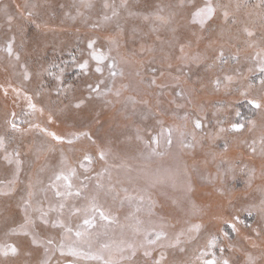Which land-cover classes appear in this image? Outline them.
<instances>
[{"label":"rangeland","instance_id":"obj_1","mask_svg":"<svg viewBox=\"0 0 264 264\" xmlns=\"http://www.w3.org/2000/svg\"><path fill=\"white\" fill-rule=\"evenodd\" d=\"M105 2L116 5L118 12L107 21L103 16H111V9L103 7ZM123 2L127 7H120L122 0H0V9L7 6L17 17L9 31L0 12V48L6 37L14 35V51L20 54L17 62L0 51V135L12 137L6 148L8 152L18 150L22 161L16 175L15 164H7L3 160L4 152L0 151V187L7 190L8 182L15 181L9 195H0V243H14L19 248L16 257L0 256V264H40L45 259L44 247L33 246L30 236L6 233L24 224L22 207L29 191L37 193L34 207L42 200L47 211L49 204L59 203L54 190L40 193L39 187L47 185L54 173L67 167L77 168L71 180L73 190L82 181L88 185L82 197L69 198L60 217L71 224L73 233L64 234L62 229L44 225L39 212H30L35 220L30 231L38 233L42 241L51 237L57 246L61 238L66 245L76 241V225L82 223L85 212L71 215L70 210L73 205L82 210L88 208L95 193L96 173L107 167L108 172L101 180L104 191L97 203L115 216L117 222L105 226L106 222L98 221L97 227L90 230V239L78 245L82 251L100 253L105 259L128 264L120 259L118 249L122 241L139 245L143 243V230L164 231L168 239L158 242L154 255L164 251L165 264H199L196 257L204 250L209 234L217 233L221 218L231 220L238 209L251 208V216L246 211L239 212L243 223L237 225L238 234L225 227L229 237L221 238V246L225 247L224 257L230 264H246L249 254L257 258V264H264V214L260 211L264 200V157L259 154L264 112L252 109L240 95L243 91L249 93V98L264 95L260 83L264 79L260 71V60L264 58V23L261 22L264 8L258 6L260 0H211L213 4L228 5L230 19L225 23L218 11L203 27L192 22V12L202 7L205 0ZM26 3L27 10L23 7ZM85 3L91 6L85 7ZM21 11L25 17H20ZM27 11H32L33 16L27 17ZM156 13L166 17L168 23L156 20ZM245 28L255 35L247 36ZM89 39H95L96 47L115 59L117 70L123 75L112 77L108 61L102 65V73L95 72L96 62L90 59L87 50ZM221 47L227 60L223 64L214 59ZM233 56L235 60L231 59ZM84 60L89 61L88 68L81 70L78 65ZM20 64L30 73L28 81L23 80ZM54 64L59 68H51ZM49 68L55 75L45 71ZM56 75H60L59 81ZM225 76H231L232 80H224ZM217 78L221 80L218 88ZM152 79L156 80V86L149 87ZM101 80L111 92L97 97L88 86L95 87ZM12 88H22L32 95L33 103L38 109L43 108V113L37 111L25 116L27 102L22 97L15 100ZM58 88L62 89L59 94ZM116 90L121 92L119 97L114 95ZM106 91L105 85H101V92ZM90 95L91 99H87ZM79 99L86 103L76 109L73 105ZM50 109L55 113L51 123ZM237 110L245 118L244 130L221 132V128L228 129L239 119L235 117ZM13 112L18 123L29 121L65 139L74 133L87 132L95 143L86 137L72 145L57 143L38 129L23 135L8 132L5 121ZM185 113L189 114L188 119H180ZM194 118H200L205 127L196 133L194 140L190 135L186 138L191 147L183 146L179 131H174L170 149L161 147L160 155H149L144 144L135 138L139 129L146 141L149 134L161 130L159 122L191 133ZM246 120L254 121L255 127ZM19 126L27 129L29 123ZM253 140L257 142L256 153L249 147ZM98 146L110 149L106 164L97 158ZM85 152L94 157L90 165L83 161ZM62 154L66 165L61 164ZM81 163L92 169L87 175L93 179L84 180L86 174L79 167ZM37 180L43 183L30 189L29 184L36 185ZM109 186H114L111 193L107 191ZM128 194L150 197L155 204V215H149L145 207L134 218H127L133 209L127 202L121 205L120 200ZM48 216L55 220L59 213L49 212ZM136 218L143 222L140 234L133 231ZM196 223L203 226L199 237L189 240L186 230ZM253 229L259 230L260 235ZM182 230L186 234L179 245L159 248V244L173 242ZM101 244L109 247L101 249ZM180 248L185 251L181 252ZM216 252L219 255L218 248ZM135 260L136 264H143L142 250ZM52 264L102 262L61 256L56 251Z\"/></svg>","mask_w":264,"mask_h":264},{"label":"snow or ice","instance_id":"obj_2","mask_svg":"<svg viewBox=\"0 0 264 264\" xmlns=\"http://www.w3.org/2000/svg\"><path fill=\"white\" fill-rule=\"evenodd\" d=\"M90 4L85 3V7H90ZM183 6V5H181ZM261 8H264V0H260V4L258 5ZM24 9H28L29 5L26 3L24 6ZM31 7H35V5H31ZM103 7L105 9H111V16L104 15L103 19L105 21L110 20L112 17H115L118 15L117 12V6L114 4H109L107 2L104 3ZM120 7H127L126 2H123L120 5ZM239 7V5H237ZM228 5L223 4H213L211 0H205V3L202 7H197L192 12V22L199 24L201 27H203L206 23L211 21L214 17H216L217 12L219 11L224 19V22L227 23L230 19V13L228 10ZM19 10V6H18ZM163 9H160V12H162ZM0 12L3 14V19L9 26V31H11V27L13 22L17 19L15 15L10 13L8 10V7L5 6L3 9H0ZM80 14L79 12L77 13ZM33 16L32 11H27V17ZM20 17H25V13L23 11L20 12ZM148 17H145L147 19ZM154 18L161 23H168V19L159 13L154 14ZM233 23H235V20H232ZM261 22L264 23V15L261 16ZM38 27V25H37ZM244 32L247 36L252 37L255 35V33L248 28L244 29ZM97 41L95 39H89L87 43V50L88 55L92 61L96 62L95 72L102 73L103 68L102 65L105 61H108V70L112 77H115L116 75H123L122 71L117 70L116 61L114 58H112L108 53L100 51L96 47ZM14 45H15V36L6 37L5 44L2 48H0V51H4L7 53L8 57L15 59V61H20V54L18 52L14 51ZM73 62L75 63V57L72 58ZM216 61L220 62L221 64L226 63L227 60L225 59V53L223 51V48L219 50L218 54L214 58ZM231 59L235 60L236 57L233 56ZM89 61L84 60L82 63H79L78 67L81 70H86L88 68ZM19 67L23 70L22 76L24 81H28L31 76L30 73L27 71V68L25 65L20 64ZM209 68L213 67V65H209ZM51 68H59V65H52ZM51 68L45 69L46 72H48L49 75H55ZM260 71L264 73V58L260 60ZM60 72L62 74L63 69H60ZM39 75V73L37 74ZM56 79L59 81L61 79L60 75H56ZM224 80L231 81V76H225ZM261 92L264 93V79L261 80ZM215 84L217 88L221 84V80L217 78L215 81ZM101 85H105V88L107 91L105 93L101 92ZM149 87L156 86V80L152 79L148 82ZM90 89V93H95L97 97L107 94L111 92V88L108 87L104 80L99 81L93 87L92 85L88 86ZM162 87V86H161ZM12 91L16 94L15 100H19L21 97L27 102L28 111L24 113L25 116L31 115L36 113L37 111L43 113V108H37L36 105L33 103V96L27 94L25 90L22 88H12ZM57 94H59L62 89L58 88ZM40 93L37 92L36 95L38 96ZM5 95H7V90H5ZM115 96L119 97L121 95L120 90H116L114 93ZM177 95H182V93H177ZM242 97L245 98V103L250 106L252 109L264 112V95H261L260 98L251 97L249 98V93L247 91H243L240 93ZM91 99V95L87 98ZM129 101L132 104H135V100H133L131 97H129ZM71 103V102H70ZM86 101L84 99H79L77 102L73 105L76 109H80ZM110 103V102H109ZM145 103H147L145 101ZM239 103V102H238ZM178 107H182V105H178ZM55 113L52 112L50 109V115H49V123L52 122V116ZM189 114L185 113L184 116L179 117L180 119H188ZM235 117L239 118L237 121L232 122L230 124V127L228 129L221 128L220 131H230V132H241L245 128V118L241 116V113L237 110L235 112ZM5 123L8 125V132L12 133H20L21 135L27 133L28 131L32 129H38L39 132L44 133L45 135L51 137L53 140H55L57 143H67L69 145H72L76 140H79L81 137H86L90 141H92V137L87 132H81V133H74L72 134L71 138L65 139L62 136H58L53 132H49L46 128H40L39 125L32 124L29 121L26 120H20L19 123L17 121V114L13 112L11 114V118L7 119ZM22 123H29V128L24 129L19 126V124ZM161 123L162 127L159 132L156 134H149L148 139L145 141L143 137L140 134V130L137 129L136 132V139L140 141L142 144H144L145 148L148 149L149 155H160L161 153L158 152V149L161 147H166L170 149L173 144V133L174 131H179L180 136V142L185 147H191V143H186V138L190 135L192 139H195V135L198 131H200L205 125L202 123L200 118H194L193 123V131L191 133H186L179 129H174L171 126H163V122ZM246 123L249 125H252V127H255V122L252 120H246ZM251 130V129H249ZM12 137H6L5 135H0V151L4 152L3 160L7 162V164L12 165L15 164L16 166V172L15 174L18 175L20 172V167L22 164V161L20 159V152L16 149H13L12 152H8L6 148V143L10 141ZM92 143H95V141H92ZM256 141L253 140L252 144L249 145L251 151L253 153L257 152L256 147ZM110 149H106L105 147L98 146L97 148V158L100 161H103L105 164L107 163V156ZM259 154L264 157V135L260 137L259 140ZM83 161L87 164H92L94 162V157L85 152L83 153ZM61 164L66 165L67 161L63 157H61ZM80 168L84 169V173L86 174L84 176V180L88 181L93 179V177L87 175V173L91 172L92 169L85 166V163H81L79 165ZM243 171V169H242ZM108 172L107 167H103L101 171L96 173L97 182L95 184V193L92 195L91 200L89 202V206L87 209H80L76 207L75 205L72 206L70 212L71 215H77L81 211L85 212L84 219L81 224L76 225V230L74 232L75 237L77 238L76 241H74L71 244H65L63 242V238H61V241L59 242V245L57 246V243L55 240L51 237L47 238L46 241H42L39 237V234L30 231V227H35V220L31 218L30 212H39V220L44 225H51L52 228L56 229H62L64 234H70L73 233V228L70 223H65V221L60 218L64 214V210L67 207V201L71 197H82L84 191L87 189L88 185L81 182V186L75 190H73V185L71 183V180L74 176L77 174V168L75 167H67L62 168L58 173H54L52 177H50L49 182L47 185L43 187H39L40 193H46L48 190H54V195L58 199L59 203L57 205L49 204L47 211L44 210L42 207L44 201H37L36 205L34 207L33 205V198L36 196V192L29 191L28 192V198L23 201V207L22 211L25 214V221L24 224L20 225L18 229H9V231L6 233V235H24V236H30L31 237V243L33 246L37 247H44L46 256L43 261L40 262V264H52L53 256L55 255L56 251H59L61 256L70 255L77 258H83L87 260H96L102 262V264H118L117 261L112 260L111 258L105 259L104 256L100 253H92V252H84L82 251L78 245L81 242H84L86 240L90 239V230L97 227V222H106L105 226L115 224L117 222V219L115 216L110 215L109 212L105 211L103 206L98 204L97 201L101 195V193L104 191V184L101 182L104 175ZM251 174V171H249V175ZM15 183V181H9L7 185V190L5 188L0 187V195H9L12 192V185ZM43 182L40 180L36 181V185L29 184V188L32 189L36 187L37 185H41ZM63 189V190H61ZM109 193L114 191V186H109L108 190ZM125 193H127V189H123ZM125 202L129 204V206L133 209L131 213H129V217L127 218H134L137 213H139L142 209L147 207L149 215H155L153 209L155 207L154 201L151 200L150 197H147L144 194L140 195H125L120 200V204L123 205ZM240 211H246L249 216H251L252 209H238L237 214L232 215L231 220L226 218H221V224L220 227L217 230L216 234H209L206 244L204 246V250L200 251L199 255L196 257V260L199 262V264H230V260L224 257V253L226 251L225 247L221 246V238H228L229 233L225 231V227L228 229H231L232 233L238 234V228L237 225L243 223V221L240 218L239 212ZM260 211L262 214H264V200L261 201V208ZM49 212H57L59 213V216L55 220L49 219L48 213ZM142 221L138 218L135 219V224L133 225V231L137 234H140L142 232L141 225ZM202 225L199 223L191 224L188 226L186 232L188 234L189 240H194L199 237V234L202 229ZM253 231L256 233V235H260L259 230L253 229ZM195 233L196 235H192ZM186 233L185 231H181L177 233L176 238L173 242L169 244H159V248H175L177 245L181 243V237L184 236ZM167 234L164 231H150V230H143V243L136 245L134 243H127L124 244V242H121V246L119 247L118 251L120 252L121 260H125L128 262V264H136V256L138 251H143V257L144 262L143 264H165L166 261V255L164 251H160L159 255H154V252L156 251V247L158 242L161 240H167ZM255 246V245H253ZM101 249H106L109 247L107 244H101ZM219 249V255H217L216 249ZM228 250H231V245H229ZM181 252H184V248H180ZM51 252L52 255H47V253ZM19 255V248L14 243H0V256L2 257H16ZM30 255V253H28ZM246 264H257V258L253 257L252 255H247L246 257Z\"/></svg>","mask_w":264,"mask_h":264}]
</instances>
